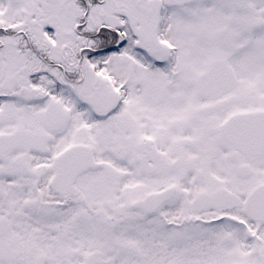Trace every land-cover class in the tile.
<instances>
[{"label": "snow or ice", "instance_id": "snow-or-ice-1", "mask_svg": "<svg viewBox=\"0 0 264 264\" xmlns=\"http://www.w3.org/2000/svg\"><path fill=\"white\" fill-rule=\"evenodd\" d=\"M0 264H264V0H0Z\"/></svg>", "mask_w": 264, "mask_h": 264}]
</instances>
